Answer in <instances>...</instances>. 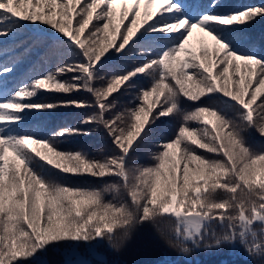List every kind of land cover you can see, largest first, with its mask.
<instances>
[{
	"label": "snow or ice",
	"instance_id": "1",
	"mask_svg": "<svg viewBox=\"0 0 264 264\" xmlns=\"http://www.w3.org/2000/svg\"><path fill=\"white\" fill-rule=\"evenodd\" d=\"M220 6V0L206 6L200 0H0V38L15 40L31 28L46 56L77 58L23 86L10 84L16 66L0 63V264H48L50 250L62 251L64 264H109L98 258L101 248L120 250L144 223L167 236L173 218L183 252L234 249L238 241L250 256L264 258V231L255 230L264 225V146L257 149L245 136L254 129L264 138V39L257 44L247 33L264 18V3L216 11ZM194 34L198 48L191 46ZM138 49L149 56L141 54L128 69ZM31 51L23 48L17 63ZM105 72L107 86H94ZM66 73L71 82L59 78ZM136 79L150 85L140 86V102L106 119L116 104L109 97L136 87ZM78 90L94 104L30 99L41 91ZM190 102L191 110L182 107ZM61 106L94 107L80 123L102 126L115 154L97 160L83 150H59L63 137L87 136L86 129L44 136L39 124L29 126L30 117ZM169 114L182 117L174 138L148 154L151 166L129 167L131 152ZM61 174L116 179L97 190L67 186Z\"/></svg>",
	"mask_w": 264,
	"mask_h": 264
},
{
	"label": "trees",
	"instance_id": "2",
	"mask_svg": "<svg viewBox=\"0 0 264 264\" xmlns=\"http://www.w3.org/2000/svg\"><path fill=\"white\" fill-rule=\"evenodd\" d=\"M208 0H200L201 5L207 4ZM264 3V0H220V8L216 11H225L231 9H243L246 5H258ZM75 23V21H74ZM91 27V26H89ZM51 31V29H49ZM88 29L85 30V35ZM247 33L256 41L257 44L264 39V18L258 19L254 24L247 29ZM38 35L33 32L31 28L25 29L22 34L18 35L15 40H5L0 38V63H9L16 66L17 71L13 77L10 78L11 86H23L24 83H30L33 77H41L48 71L54 70L56 66L63 63L75 62L77 58L63 57L53 58L45 55V47L38 43ZM83 39V36H82ZM18 41H24L21 48H15L14 45ZM191 46L199 47V36H193ZM31 47L32 51L23 62L17 63L16 57L23 50V48ZM144 55L148 58L149 50L138 49L135 56L130 57L126 61L128 69L133 68L137 64V57ZM124 69H120L123 71ZM104 80L97 79L96 87H106L107 80L110 79L109 73H103ZM72 73H66L59 78L71 82ZM99 75V74H98ZM136 87H129L122 89L119 93H114L109 97V102L113 99L116 104L113 108L105 113L106 119H113L119 113L126 109L134 107L139 100L135 97L139 95L140 86L148 85L147 80L136 79L133 81ZM150 86V85H148ZM34 102H58L65 100L86 101L89 104H94V97L84 90L74 91L71 94L65 93H50L47 94L41 91L36 97L30 98ZM131 101V103H130ZM259 103V101H258ZM195 102L182 105L189 110L194 107ZM255 107V106H254ZM96 109L94 107L77 108L57 107L53 110H48L43 113L36 114L30 117L28 124L40 125V134L47 136L50 133L66 128L73 127L77 129H86L89 135L70 134L62 138L63 142L58 144L59 150L77 151L83 150L90 158L103 159L104 157H111L114 155V145L111 139L106 135L102 126H97L94 123H80L87 116L91 115ZM226 114L235 118L236 113L232 110H227ZM182 122V117L175 114H169L168 118H160L152 128L150 136L142 142L134 152H131L128 158L129 167L136 165L151 166L154 161L149 159L150 152H158L162 149L156 147L162 142H166L174 138L175 133L178 132L179 126ZM190 127H198L196 122H190ZM249 142L257 149L264 146V138L259 137V134L254 129H250L245 133ZM198 154H206L204 150L197 149ZM61 182L71 187H83L101 189L105 182H115L114 177L94 178L90 176L76 177L72 174H61ZM113 193H105L106 201H113ZM125 198L129 199L126 194ZM255 230L258 234L264 231V225H257ZM217 234L222 235L223 230L219 225L215 227ZM172 241L178 244L179 241L175 237V221L174 218L170 224V231L167 236H161L152 225L144 223L141 226L133 229L129 240L121 247L119 251L109 250L106 247L100 249V253L109 261V264H219L221 260H227L229 264H264V258L259 256H250L247 248L244 245L234 242L235 248L231 246H223L221 249L205 250L203 248H192L191 255L185 256L180 254L177 248L169 247L166 243ZM214 242V241H209ZM257 242H261L258 236ZM82 250V249H81ZM48 264H64V256L60 250H50L46 256Z\"/></svg>",
	"mask_w": 264,
	"mask_h": 264
},
{
	"label": "clouds",
	"instance_id": "3",
	"mask_svg": "<svg viewBox=\"0 0 264 264\" xmlns=\"http://www.w3.org/2000/svg\"><path fill=\"white\" fill-rule=\"evenodd\" d=\"M166 243L169 245V247L177 248V247H176V244H175L174 242H172V241H167V240H166ZM183 247H187V245H184ZM177 250H178V251L180 252V254H182V255H186V256L191 255V249H189L188 252H183V251L181 250V248H178ZM117 251H119V249H117Z\"/></svg>",
	"mask_w": 264,
	"mask_h": 264
},
{
	"label": "rangeland",
	"instance_id": "4",
	"mask_svg": "<svg viewBox=\"0 0 264 264\" xmlns=\"http://www.w3.org/2000/svg\"><path fill=\"white\" fill-rule=\"evenodd\" d=\"M81 251L83 252V249ZM98 258L102 260V259H104V256L101 254ZM64 259H65V257H64Z\"/></svg>",
	"mask_w": 264,
	"mask_h": 264
}]
</instances>
